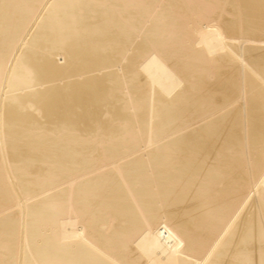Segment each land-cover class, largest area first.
Segmentation results:
<instances>
[{
    "label": "bare ground",
    "instance_id": "bare-ground-1",
    "mask_svg": "<svg viewBox=\"0 0 264 264\" xmlns=\"http://www.w3.org/2000/svg\"><path fill=\"white\" fill-rule=\"evenodd\" d=\"M183 1L0 0V264H264V0Z\"/></svg>",
    "mask_w": 264,
    "mask_h": 264
},
{
    "label": "rangeland",
    "instance_id": "rangeland-1",
    "mask_svg": "<svg viewBox=\"0 0 264 264\" xmlns=\"http://www.w3.org/2000/svg\"><path fill=\"white\" fill-rule=\"evenodd\" d=\"M120 1H125V0H120ZM128 2H126L127 3V5L128 6H132V4L133 3H136V1L138 2V1H141V0H127ZM184 1H186V0H184ZM183 1V2H184ZM192 2V4L190 3V1H188V3H186V2H184L185 4H188V5H193L195 2V0H191ZM198 1V3L200 2V0H197ZM201 1H203V0H201ZM197 3V2H196ZM204 3V4H203ZM200 2L199 3V5H201V4H203V5H205L206 3H205V1L204 2ZM194 5H197L198 6V4H194ZM203 5H201V6H199L198 8H200V9H202L204 6ZM208 7V5L206 4L205 5V7ZM202 7V8H201ZM206 7V8H207ZM205 8V9H206ZM208 9V8H207ZM203 10V9H202ZM153 12V11H152ZM151 12V13H152ZM24 13H26L27 14V12H24ZM182 20H184V19H182ZM172 31H173V29H171ZM169 35V34H168ZM167 36V35H166ZM170 36V35H169ZM169 36L168 37H166L165 39H164V37L165 36H163V39L164 40H166L167 38H169ZM171 38V37H170ZM170 40H172V39H168L167 41H170ZM173 44L174 45H178V43L177 42H171V43H168L167 45H166V48L167 47H169L168 49H172L173 47ZM169 45H172V46H169ZM179 46V45H178ZM178 46H174V48L173 49H176V47H178ZM58 62H61V59H59L58 60ZM183 130H186V128L184 129L183 128ZM182 130V131H183ZM103 160V159H102ZM108 163V162H107ZM112 163V162H111ZM110 170H113V163H112V166H111V164L110 165H106V163L104 162V164H103V162H102V164H101V166H98V167H96V168H93V169H91V170H89V171H87V172H85V173H83V174H81V175H78V176H74V177H72L71 179H67V180H64V179H61L60 181H56V183H53V186H50L48 189H46L45 191H43L42 193H40V194H37L36 196H34L35 198H39V197H43V196H47V195H55V194H58V195H60V196H62V195H64L65 193H66V190L68 189V187H73V186H75L77 183H79V182H82V181H85V180H88V179H90V178H92V177H94V176H96V175H99V174H101V173H103V172H106V171H110ZM264 196V195H263ZM15 198V197H14ZM18 198L16 199V201H15V203H14V205H10L11 204V202L10 203H8V205H6L5 207H1L0 208V217L1 216H4V215H7V214H12V213H15L16 211H17V207H18ZM263 204H264V197H263ZM67 211V202H54V203H51L50 204V206H49V213H65ZM60 218V217H59ZM58 224V222L56 221V223H52V222H48L47 223V228H49L48 230H49V233L50 234H53V230H54V228L56 227V225ZM207 235H210V234H207ZM206 235H204V237H205Z\"/></svg>",
    "mask_w": 264,
    "mask_h": 264
}]
</instances>
